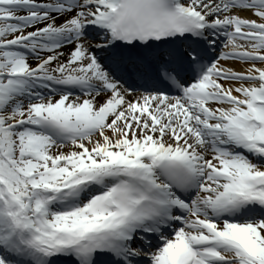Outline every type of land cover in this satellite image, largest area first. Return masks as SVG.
I'll use <instances>...</instances> for the list:
<instances>
[{"label":"snow or ice","instance_id":"6c2138e0","mask_svg":"<svg viewBox=\"0 0 264 264\" xmlns=\"http://www.w3.org/2000/svg\"><path fill=\"white\" fill-rule=\"evenodd\" d=\"M0 264H264V0H0Z\"/></svg>","mask_w":264,"mask_h":264}]
</instances>
